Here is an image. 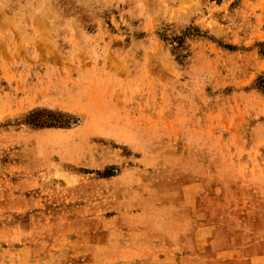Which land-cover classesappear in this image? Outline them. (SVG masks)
Here are the masks:
<instances>
[{
    "label": "rangeland",
    "instance_id": "374dc122",
    "mask_svg": "<svg viewBox=\"0 0 264 264\" xmlns=\"http://www.w3.org/2000/svg\"><path fill=\"white\" fill-rule=\"evenodd\" d=\"M262 79L264 0H0V264L145 185L200 264H264Z\"/></svg>",
    "mask_w": 264,
    "mask_h": 264
},
{
    "label": "crops",
    "instance_id": "0c3cea01",
    "mask_svg": "<svg viewBox=\"0 0 264 264\" xmlns=\"http://www.w3.org/2000/svg\"><path fill=\"white\" fill-rule=\"evenodd\" d=\"M144 188L146 196L139 192L137 198H114L110 214L95 215L98 228L75 232L77 238L53 243L36 254L27 250L26 263L200 264L197 260L204 248L198 241L190 242L189 236L193 239L202 230L177 222L187 216L180 208L187 205L188 198H154L150 187Z\"/></svg>",
    "mask_w": 264,
    "mask_h": 264
},
{
    "label": "trees",
    "instance_id": "16d2710c",
    "mask_svg": "<svg viewBox=\"0 0 264 264\" xmlns=\"http://www.w3.org/2000/svg\"><path fill=\"white\" fill-rule=\"evenodd\" d=\"M190 30H192L193 32L192 33H196L194 30L196 29H193V28H190ZM190 30H186L185 32L182 33V35L180 36H174L173 38H168L166 36V34L163 32L162 34V37L165 39V40H169L171 42H175L176 43V46H174L172 49H176V50H182L183 49V39H184V36L185 35H188V34H192L190 32ZM178 57H181L182 55L181 54H177ZM260 82L264 83V79L260 80Z\"/></svg>",
    "mask_w": 264,
    "mask_h": 264
}]
</instances>
